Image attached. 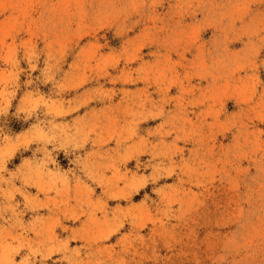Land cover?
I'll return each mask as SVG.
<instances>
[{"label": "rangeland", "instance_id": "obj_1", "mask_svg": "<svg viewBox=\"0 0 264 264\" xmlns=\"http://www.w3.org/2000/svg\"><path fill=\"white\" fill-rule=\"evenodd\" d=\"M0 264H264V0H0Z\"/></svg>", "mask_w": 264, "mask_h": 264}]
</instances>
